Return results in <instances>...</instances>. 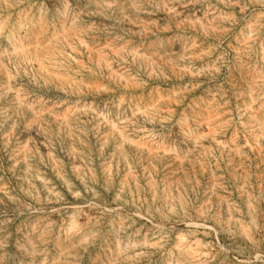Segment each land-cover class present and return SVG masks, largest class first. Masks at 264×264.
Returning <instances> with one entry per match:
<instances>
[{
  "label": "rangeland",
  "instance_id": "374dc122",
  "mask_svg": "<svg viewBox=\"0 0 264 264\" xmlns=\"http://www.w3.org/2000/svg\"><path fill=\"white\" fill-rule=\"evenodd\" d=\"M0 264H264V0H0Z\"/></svg>",
  "mask_w": 264,
  "mask_h": 264
}]
</instances>
